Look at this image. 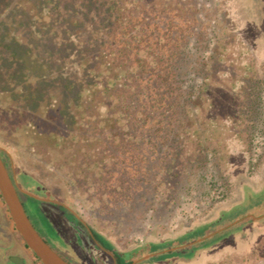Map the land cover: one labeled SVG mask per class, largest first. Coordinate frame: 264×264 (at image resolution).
I'll return each instance as SVG.
<instances>
[{"label":"rangeland","instance_id":"374dc122","mask_svg":"<svg viewBox=\"0 0 264 264\" xmlns=\"http://www.w3.org/2000/svg\"><path fill=\"white\" fill-rule=\"evenodd\" d=\"M141 1L132 9V22H141L131 37H140L151 47L158 46V38L164 39V48L156 47L157 53L169 56L178 51L184 90L192 83L203 90L195 131L183 137L178 174L164 172L172 157L168 143L162 159L156 160L152 128L133 130L129 140L118 134L112 137L104 104L98 118L102 133L89 126L78 129L70 120L62 129L57 124L44 129L41 117L53 114L44 112L42 95L31 108L12 104L14 96L3 100L0 95V145L12 155L23 181L72 205L107 239L108 248L124 251L163 241L180 235L191 221L202 220L209 224L207 238L193 244L188 253L180 251L169 264H264V150L255 163L251 161L255 139L264 132V0ZM202 1L213 7L197 10ZM213 20L218 27L214 35ZM122 31L116 28L113 34L119 45L125 41ZM167 60L164 71L174 58ZM42 66L46 68L39 66L36 75H48L57 67ZM74 70L67 62L62 74ZM154 74L147 76L149 84L151 78L160 79ZM88 116L81 125L89 123ZM142 136L145 140L140 141ZM155 139L162 141L160 135ZM217 191L220 197L213 198ZM226 211L231 213L229 219L248 217L225 226ZM1 221L0 212V228ZM0 232L4 240L11 239L7 231ZM61 252L93 263L88 253L79 255L81 259L67 245ZM140 264L149 263L144 259Z\"/></svg>","mask_w":264,"mask_h":264},{"label":"trees","instance_id":"16d2710c","mask_svg":"<svg viewBox=\"0 0 264 264\" xmlns=\"http://www.w3.org/2000/svg\"><path fill=\"white\" fill-rule=\"evenodd\" d=\"M142 3L141 0H0V95L3 100L14 96L12 104L21 102L29 108L42 95L44 112L53 114L41 117L44 129L57 128L56 124L62 129L70 120L78 129L89 126L102 133L98 118L102 116L100 105L104 104L112 137L118 134L122 140H129L133 130L152 128L156 160L162 159L164 143H168L172 157L164 172L177 175L183 137L192 136L195 131L203 90L193 83L184 90L178 51L168 57L157 53L156 47L164 48V39L158 38L155 41L158 46L151 47L140 37H131L130 33L137 31L141 22H132V9ZM116 28L123 30L122 45L114 40ZM56 55L59 56L51 59ZM159 56L160 66L154 74V62ZM173 58V65L170 63L164 71L167 59L172 62ZM67 62L75 67L71 75L62 74ZM44 64L48 68L57 67L48 75H36L39 66L46 68ZM153 74L160 79L151 78L149 84L146 78ZM86 115L90 121L81 125ZM120 127L125 131L119 132ZM159 135L162 141L155 139ZM145 138L151 141L152 137ZM145 138L142 136L140 141ZM226 212L227 215H222L227 221L225 226L248 217L229 219L231 213Z\"/></svg>","mask_w":264,"mask_h":264},{"label":"flooded vegetation","instance_id":"af4514ba","mask_svg":"<svg viewBox=\"0 0 264 264\" xmlns=\"http://www.w3.org/2000/svg\"><path fill=\"white\" fill-rule=\"evenodd\" d=\"M203 2L198 4L197 10L208 11L213 7V3L209 5L204 3L203 6ZM211 25L213 35L218 34L216 20H213ZM0 158L30 223L40 237L69 264L85 263L63 254L61 249L66 245L78 256L88 253L93 258L92 264H140L144 259L149 264H157L161 259L165 264H169L180 256V251L188 253L193 244L209 235L207 232L209 224H205L202 220L191 221L185 225V230L180 235L173 238L159 242H144L130 246L124 251L112 245L108 248L107 239L97 233L91 223L82 219L72 205L60 201L48 190H40L41 187L36 183H34L35 188H32V184L23 181L24 176L14 163L12 155L1 145ZM0 212L3 220L1 221L3 228L1 227L0 230L7 231L11 236V239L6 241L0 232V264H42L15 229L1 193ZM48 229H51L50 232Z\"/></svg>","mask_w":264,"mask_h":264},{"label":"water","instance_id":"95a60500","mask_svg":"<svg viewBox=\"0 0 264 264\" xmlns=\"http://www.w3.org/2000/svg\"><path fill=\"white\" fill-rule=\"evenodd\" d=\"M0 193L15 229L27 247L42 264H69L62 259L36 232L27 218L13 183L0 158Z\"/></svg>","mask_w":264,"mask_h":264},{"label":"built area","instance_id":"2783aa9c","mask_svg":"<svg viewBox=\"0 0 264 264\" xmlns=\"http://www.w3.org/2000/svg\"><path fill=\"white\" fill-rule=\"evenodd\" d=\"M255 144L256 145L252 150V156H251L252 163H255L257 161L259 155L264 150V132L257 136V138L255 139ZM213 196H214L213 198H219L220 197L219 191H217V194Z\"/></svg>","mask_w":264,"mask_h":264}]
</instances>
